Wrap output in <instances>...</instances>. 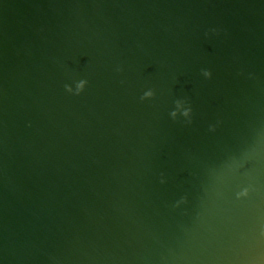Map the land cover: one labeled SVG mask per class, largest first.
I'll return each mask as SVG.
<instances>
[{"label":"water","instance_id":"1","mask_svg":"<svg viewBox=\"0 0 264 264\" xmlns=\"http://www.w3.org/2000/svg\"><path fill=\"white\" fill-rule=\"evenodd\" d=\"M0 264H264V0H0Z\"/></svg>","mask_w":264,"mask_h":264},{"label":"clouds","instance_id":"2","mask_svg":"<svg viewBox=\"0 0 264 264\" xmlns=\"http://www.w3.org/2000/svg\"><path fill=\"white\" fill-rule=\"evenodd\" d=\"M83 85V82H81V86Z\"/></svg>","mask_w":264,"mask_h":264}]
</instances>
